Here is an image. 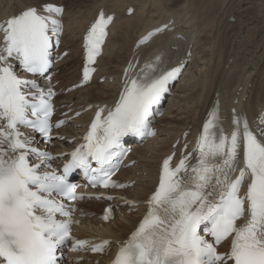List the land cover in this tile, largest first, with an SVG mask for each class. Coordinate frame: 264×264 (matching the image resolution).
Returning a JSON list of instances; mask_svg holds the SVG:
<instances>
[{"label": "snow or ice", "instance_id": "obj_1", "mask_svg": "<svg viewBox=\"0 0 264 264\" xmlns=\"http://www.w3.org/2000/svg\"><path fill=\"white\" fill-rule=\"evenodd\" d=\"M62 12L58 6H28L0 25L4 33L0 49V264H60L58 254L70 239L72 221L70 210L54 196L79 198L75 185L68 182L76 168L92 173L93 187L98 183L105 188L127 187L111 180L116 167L113 157L124 154L123 137L154 134L148 131L153 105L159 104L168 82L180 71L172 68L157 75L155 65L146 64L139 79L126 82L113 110L106 116L103 109L97 110L85 143L70 154L63 174L41 172L53 158L33 147L31 139L22 138L19 126L50 139L49 100L54 93L49 89L45 99L38 89L39 96L33 98L38 103H30L22 88L37 86L20 79L4 62L15 57L28 73L47 72L51 66L49 32L56 36L60 31L53 15ZM106 24L101 14L85 37L87 63L99 55ZM89 79L86 65L84 82ZM29 114L35 119H29ZM233 125L230 135H225L215 112L210 113L193 150L195 164L188 165L192 153L182 156L174 168L173 156L163 160L159 183L147 200L148 210L112 264H264V130L258 138L247 121L237 116ZM30 154L40 163H29ZM91 161L99 167L93 169ZM246 178L249 182L242 195ZM110 213L106 209L103 219ZM224 242L230 247L219 252L217 246ZM87 243L74 241L72 250L83 249ZM109 243L95 244L91 251H103Z\"/></svg>", "mask_w": 264, "mask_h": 264}, {"label": "bare ground", "instance_id": "obj_2", "mask_svg": "<svg viewBox=\"0 0 264 264\" xmlns=\"http://www.w3.org/2000/svg\"><path fill=\"white\" fill-rule=\"evenodd\" d=\"M82 1L92 4V0H0V20L37 4L41 9L48 4L64 6L62 46L70 53L59 66H55L60 69L56 77L59 79L58 86L63 88L74 84L79 77L78 60L74 59L79 56L78 47L87 23L101 8L116 14L103 53L97 61L98 70L93 82L61 94L59 103L79 108L108 100L114 102L119 94V76L126 65L136 63L139 66L147 60L162 65L167 58V61L184 66L186 51L190 49L191 57L197 52L201 59L188 63L187 69L174 84V94L163 104L166 111L156 122L155 137L140 146L133 145V152L128 158L136 162L119 174L128 185L117 194L121 193L126 201L140 203L146 198L154 188L164 155L171 151L179 152L184 147L188 153L195 154L196 140L210 113L215 112L218 125L225 130L230 129L234 116L248 121L259 134L264 130V0H93L90 7ZM129 7L135 11L126 16ZM157 27L162 32L143 45L140 38ZM157 54L162 58L157 60ZM67 64L70 66L65 67ZM194 67L197 68L194 70ZM192 68L190 72L194 76L187 75ZM16 70L28 80L38 79V76L32 78L20 67ZM140 76L136 70H127L128 79ZM99 78H105L104 82L98 83ZM157 110L161 112V109ZM72 113L74 111L68 114ZM89 114L84 113L69 121L60 130L64 137L51 140L52 144L47 149L61 153L63 148H70L69 138L78 136L79 125ZM25 137L33 140L29 132L25 131ZM35 143L36 139L32 141V144ZM132 181L134 184L130 185ZM113 201L117 204L126 202ZM102 205L103 201L95 200L77 203V213L84 222L83 230L78 228L77 234L121 240L138 219V212H128L133 205H119L120 211L114 220L104 225L95 221V214L89 217ZM93 260L74 264H93Z\"/></svg>", "mask_w": 264, "mask_h": 264}, {"label": "rangeland", "instance_id": "obj_3", "mask_svg": "<svg viewBox=\"0 0 264 264\" xmlns=\"http://www.w3.org/2000/svg\"><path fill=\"white\" fill-rule=\"evenodd\" d=\"M96 1V0H95ZM92 2V4L94 3V1L92 0L91 1ZM90 2V3H91ZM82 3L85 5L86 4V1L84 2V1H82ZM92 4H86L85 6H87L88 7V5H89V7L90 6H92ZM36 6H39V4H37ZM39 7H41V6H39ZM189 51H191V49L190 50H187L186 51V55H187V61H185V63H186V65H185V67H184V69H183V73H184V71L187 69V65H188V63H190V62H192V60L194 59V60H199L200 59V55H199V53H195V55H193V57H191V54H189L190 52ZM189 54V55H188ZM190 58H192L191 60H190ZM199 58V59H198ZM75 61L76 60H78V57H76V59H74ZM201 60V59H200ZM198 62H200V61H198ZM192 64V63H191ZM199 65L201 66V63H199ZM198 65V66H199ZM70 66V64L68 65H65V67H69ZM189 68V67H188ZM195 68H197V67H194V70H195ZM190 71H193V68L192 69H189V71H188V74L187 75H189V76H194V74L193 73H191ZM182 73V74H183ZM199 76V75H198ZM197 76V77H198ZM180 77H181V75H180ZM194 78H196V76L194 77ZM104 80H105V78H104ZM98 83H103L104 81H97ZM185 82V81H184ZM183 82V83H184ZM82 208H83V206H81ZM81 208V209H82ZM100 210V209H99ZM93 213H96V212H93ZM92 214V213H91ZM91 214H89V217L91 216ZM95 264V263H94Z\"/></svg>", "mask_w": 264, "mask_h": 264}]
</instances>
